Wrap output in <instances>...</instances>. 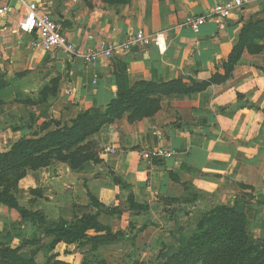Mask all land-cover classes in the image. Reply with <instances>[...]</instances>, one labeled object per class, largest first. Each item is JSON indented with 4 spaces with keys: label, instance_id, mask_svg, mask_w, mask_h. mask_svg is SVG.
Listing matches in <instances>:
<instances>
[{
    "label": "crops",
    "instance_id": "0c3cea01",
    "mask_svg": "<svg viewBox=\"0 0 264 264\" xmlns=\"http://www.w3.org/2000/svg\"><path fill=\"white\" fill-rule=\"evenodd\" d=\"M33 1L82 51L118 45L136 31L162 33L163 42L85 64L33 47L37 36L20 29L25 5L0 0L6 9L0 14V153L81 112L105 110L119 92L118 63L126 65L127 87L176 79L209 85L156 95L152 116L130 121L125 114L102 127L88 139L96 163L71 168L54 161L27 169L12 194L34 217L0 203V244L19 248L18 257L31 264H84L91 256L104 264H164L186 246L201 216L218 206L245 215L252 241L264 238V6L253 1L226 20H207L195 35L182 26L185 18L204 16L226 0ZM245 33L246 46L228 72ZM154 148L175 155L145 163L141 151ZM90 196L101 210L99 222L123 240L95 251L85 240L49 248L45 231L53 224L97 212ZM130 201L144 211L131 210Z\"/></svg>",
    "mask_w": 264,
    "mask_h": 264
},
{
    "label": "trees",
    "instance_id": "16d2710c",
    "mask_svg": "<svg viewBox=\"0 0 264 264\" xmlns=\"http://www.w3.org/2000/svg\"><path fill=\"white\" fill-rule=\"evenodd\" d=\"M126 2L128 0H115L108 5ZM260 31L264 34V25L260 27ZM246 42L245 33L229 57L228 72L233 68ZM117 65L122 73L119 92L117 98L112 100L105 110L81 112L69 124L61 126L56 123V128L44 136L22 138L7 152L0 153L1 204L18 210L22 218L33 219L34 214L19 207L12 194L27 169L38 170L54 161L67 163L71 168H79L86 162L96 163V152L88 139L102 127L114 123L125 114H128L130 121L152 116L158 110L156 95L191 94L203 91L209 85V82L187 85L181 79H176L167 83L139 82L127 87L126 65ZM89 199V206L96 207L97 212L53 224L45 231V234L52 237L49 248L52 249L58 243L70 245L85 240L95 251L100 245L123 240L121 233L113 234L109 226L99 222L101 210L93 197L90 196ZM129 205L131 210L144 211L133 201H130ZM90 231L96 235L88 236ZM18 251L19 248L12 249L0 244V264H31L30 261L21 260ZM84 264L104 263L91 256ZM164 264H264V238L252 241L245 215L237 212L234 207L218 206L201 216L195 233L186 246L171 255Z\"/></svg>",
    "mask_w": 264,
    "mask_h": 264
},
{
    "label": "built area",
    "instance_id": "2783aa9c",
    "mask_svg": "<svg viewBox=\"0 0 264 264\" xmlns=\"http://www.w3.org/2000/svg\"><path fill=\"white\" fill-rule=\"evenodd\" d=\"M26 7L25 19L21 25V32L24 34L37 36L33 42V47H38L45 52L59 51L72 59H81L85 64H96L102 59H111L118 53H132L135 49L146 51L149 46L160 47L163 42V34L148 35L143 31L129 33L124 41L114 46H98L88 51L78 49L62 33L59 26L46 14L39 11V6L33 0H20ZM76 2L77 0H71ZM253 1H257L264 6V0H226L216 4L204 16L188 15L182 26L190 29L195 35L199 34L207 20L218 18L226 20L231 16L232 11L242 9ZM6 9L0 10L3 14ZM113 152V151H111ZM175 155L174 151L164 148L146 149L141 151L142 160L151 164L154 160H168Z\"/></svg>",
    "mask_w": 264,
    "mask_h": 264
},
{
    "label": "rangeland",
    "instance_id": "374dc122",
    "mask_svg": "<svg viewBox=\"0 0 264 264\" xmlns=\"http://www.w3.org/2000/svg\"><path fill=\"white\" fill-rule=\"evenodd\" d=\"M103 4H109V2H114L115 0H97Z\"/></svg>",
    "mask_w": 264,
    "mask_h": 264
},
{
    "label": "water",
    "instance_id": "95a60500",
    "mask_svg": "<svg viewBox=\"0 0 264 264\" xmlns=\"http://www.w3.org/2000/svg\"><path fill=\"white\" fill-rule=\"evenodd\" d=\"M134 51H138V49H135Z\"/></svg>",
    "mask_w": 264,
    "mask_h": 264
}]
</instances>
